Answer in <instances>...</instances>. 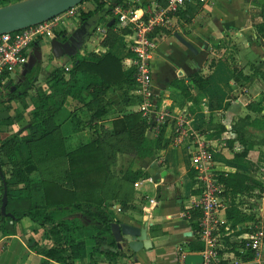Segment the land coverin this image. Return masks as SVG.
Returning a JSON list of instances; mask_svg holds the SVG:
<instances>
[{"label":"crops","instance_id":"1","mask_svg":"<svg viewBox=\"0 0 264 264\" xmlns=\"http://www.w3.org/2000/svg\"><path fill=\"white\" fill-rule=\"evenodd\" d=\"M141 1L147 3L149 0ZM255 1L214 0L211 5H200L187 13L174 15L170 27L164 28L168 32L157 37L150 57L153 73L149 88L155 106L169 110L170 117L185 116L190 128L208 143L212 166L219 174L221 171L239 172L263 185L262 191L256 188L251 191L237 190L234 194L243 197L238 202L236 197L234 201L227 197L230 187L223 184L224 205L218 210V217L223 221L218 228V235L226 246L223 255L229 251L227 245H237L249 223L256 221L264 228V128L250 123L253 117L264 114V110L256 112L245 107L248 100L257 101L261 98L264 81L256 76L247 81H235L229 65L224 61L226 59L229 63L241 66L243 73L249 71V63L257 69L264 68V36H258L254 28L259 16L258 0ZM88 8H92V5L82 9ZM112 18L111 11L93 26L88 23L82 27V24H78L79 20L73 21L70 27L54 29L48 39L41 40L42 37H38L31 44L26 63L12 70L0 86V138L10 133L21 138L27 136L31 107L42 94L46 96V101H52L46 87L47 74L55 66L65 67L69 55L110 51L120 59L123 67L129 65L126 54L127 35L118 33L110 46L102 43L106 25L112 22ZM102 26L103 32L98 29ZM173 31L189 41L197 52L191 53L172 35ZM233 34L243 37V46L262 56V59L257 61L244 54L238 55V44L234 42ZM56 38L63 43V51L57 54L51 49V42ZM186 57L192 58L196 66L190 67L185 63ZM194 72L206 75L203 87L198 88L192 81L190 75ZM27 82L31 84L26 88V93L15 95L16 89L19 90L21 84ZM132 86L133 80L110 85L105 92L109 101L106 112L91 120L82 104L85 100L84 91L66 96L62 105L66 103L67 109L61 113V105L53 114L52 121L59 124L72 114L71 122L78 129L65 135L54 132L47 147L32 149L31 158L35 167L26 173L25 182L17 181L9 174L10 162L4 155H0L4 161L1 168L5 170L6 187L11 192L5 207L15 213L26 209L31 198L16 195V190L27 185L30 194L36 193L41 188V179L70 187L66 153L86 142L95 133L94 129L99 132V136L106 135L102 145L108 152V143L113 137L110 134L111 119L137 110V98ZM10 93L12 97H8ZM57 114L60 116L57 117ZM172 123V118L162 123L164 130L158 148L155 146L157 133L151 127L146 128L142 146L150 148L151 154L132 156L115 151L107 160L108 170L101 190L104 195L103 204L115 220L134 224L147 221V233L152 243L147 250L124 252L115 264H177L183 254L193 252L188 250L186 242L196 238V223L193 216H190L194 212L196 199V193L192 192L195 188L194 180L192 174H189L191 169L186 150L171 143ZM238 129L247 131L244 133L247 142L254 141L241 161L232 158L233 152L242 149V144L236 138ZM14 152L23 159L28 157L22 142ZM149 198H153V204L148 201ZM60 214L54 211L53 217ZM79 222L77 220L78 225ZM91 233V228L78 226L75 234L80 246L73 250L72 256L76 262L79 252L86 259ZM50 244L45 227L26 215L14 221H0V261L12 257L11 263L59 264L48 260L40 252ZM120 249L124 251L123 247ZM99 259L98 264H109L101 260V256ZM252 264H264V242L257 260Z\"/></svg>","mask_w":264,"mask_h":264},{"label":"trees","instance_id":"2","mask_svg":"<svg viewBox=\"0 0 264 264\" xmlns=\"http://www.w3.org/2000/svg\"><path fill=\"white\" fill-rule=\"evenodd\" d=\"M13 0H0V4ZM256 3L255 0H251ZM92 8L82 9L76 5L75 14L78 17L82 27L96 24L101 17L109 14L114 4L126 5V0H113L105 3L104 0H91ZM259 6L258 21L255 22L254 28L258 36H264V0H258ZM113 21L106 25V33L102 38V43L110 46L115 41L118 33H123L126 29H115L112 27ZM168 32L167 29L160 28L156 30L158 36ZM235 81H247L252 76L259 77L264 81V68L257 69L252 63H249L247 73L242 72V67L236 63H229ZM212 61H210L211 63ZM192 81L198 88L206 83V75H200L194 72L190 75ZM133 80V67L128 65L123 67L120 59L110 51L102 53H88L80 55L71 54L65 67L55 66L46 76V87L52 98L51 102L46 101V96L42 94L36 104L30 109V116L27 124V136L21 138L15 133H10L0 138V155L10 162L9 174L14 176L17 181H26V173L34 169L32 149L47 147L50 143L52 133L60 132L62 135L78 129L75 123L71 122L72 114L59 124L52 121L53 114L60 108L66 96L81 91L85 92L83 106L86 108L89 119L102 116L106 110L109 101L105 97L106 89L110 85H119L122 82ZM5 80H0L2 87ZM30 82L21 84L19 90L14 93L25 94L26 88ZM47 92V93H48ZM45 93V94H47ZM8 95V97H12ZM14 95V96H15ZM245 107L251 111L260 112L264 110V91L261 98L257 101L248 100ZM247 117V115H245ZM252 125L264 128V114L259 117H253L250 121ZM149 122L141 115L139 110L130 111L111 119L112 140L108 143V152L103 148L102 141L106 135L99 136V132L94 129V134L80 146L66 153L67 167L71 181L70 187H63L58 183L41 179V188L36 193L30 194L27 185L22 189L16 190V195H22L31 198V203L26 209L15 213L5 207V211L11 215L1 214L0 221L5 219L17 220L20 216L26 215L35 223L44 226L50 237V246L41 249V254L48 260H53L59 264H98L99 256L101 260L115 264L119 256L125 251L118 249L112 251L109 249H99L104 243L115 246L109 232V223L112 216L109 214L107 207L103 204L104 195L102 194V185L107 174V160L115 151L124 152L129 155L145 156L152 153L148 147L142 146V140ZM164 125L160 124L156 135L155 146H161L160 139ZM244 129H238L236 138L242 144V149L233 152L232 158L241 161L246 155L252 142H247L244 138ZM22 142L27 149L28 157L21 158L14 151L18 150V145ZM164 144V143H163ZM15 149V150H14ZM32 152V155H31ZM108 153V154H107ZM4 161L0 160V170L3 178L5 170L1 168ZM189 174H192L190 171ZM134 178V174L131 175ZM219 179L224 185L230 187V195L237 190L251 191L253 188L259 191L263 190L261 182L251 178L249 175L239 172L221 171ZM5 184L7 182L4 178ZM197 193L198 188L192 189ZM2 193V183L0 179V197ZM11 196V192L6 187V199ZM59 211L58 217H53V212ZM190 216H193L191 214ZM251 218V216H249ZM79 225L89 227L93 233L89 235L90 246L86 252L84 260L82 253L79 252L77 262L73 260V250L80 246L76 236V230ZM188 250L196 251L202 248V242L194 238L186 242ZM251 252L247 251L242 258H247Z\"/></svg>","mask_w":264,"mask_h":264},{"label":"built area","instance_id":"3","mask_svg":"<svg viewBox=\"0 0 264 264\" xmlns=\"http://www.w3.org/2000/svg\"><path fill=\"white\" fill-rule=\"evenodd\" d=\"M213 1L149 0L143 3L141 0H126L125 6L113 5L112 21L115 29H126L123 33L128 37L126 54L129 65L133 67L132 87L137 98V110L155 133L160 124L172 118L171 143L186 150L194 187L198 188L193 205L196 239L202 242V248L193 251L201 255V262L198 264H252L257 260L264 242L263 226L256 221L249 223L237 245H227L229 251L223 255L226 246L224 247L225 244L218 235V228L223 222L218 217V210L224 205V185L212 166L208 143L190 128L184 115L170 117L169 110L156 107L149 88L153 73L150 66L151 51L158 37L156 30L170 27L174 15L187 13L200 5H211ZM75 11L76 5L33 25L0 33V80L26 63L30 46L38 37L53 35L59 15L68 17L74 15ZM98 29L103 32L104 26ZM148 201L153 204V198ZM247 251L251 255L242 258ZM183 255L177 264H183ZM221 260L224 262L221 263Z\"/></svg>","mask_w":264,"mask_h":264},{"label":"water","instance_id":"4","mask_svg":"<svg viewBox=\"0 0 264 264\" xmlns=\"http://www.w3.org/2000/svg\"><path fill=\"white\" fill-rule=\"evenodd\" d=\"M82 0H13L0 4V33L10 32L48 18L54 17L67 8L77 5ZM172 35L181 42L191 53L195 54L197 49L177 31ZM62 41L59 38L51 42L52 52L55 54L63 51ZM57 50V51H56ZM184 62L190 67H195L192 58L186 57ZM146 141V139L144 140ZM0 179L2 183V193L0 197V213L11 215L5 211L6 204V184L0 170ZM147 221L139 224L130 223L121 220H112L109 223V232L115 246L107 243L99 246V249H109L117 251L121 247L125 252H137L147 250L152 246L151 237L147 233ZM183 264H198L201 262V255L197 252H187L182 257Z\"/></svg>","mask_w":264,"mask_h":264},{"label":"rangeland","instance_id":"5","mask_svg":"<svg viewBox=\"0 0 264 264\" xmlns=\"http://www.w3.org/2000/svg\"><path fill=\"white\" fill-rule=\"evenodd\" d=\"M106 1H109V0H105L104 2H106ZM111 1V0H110ZM92 5V2H91V0H82L80 3H79V5H78V7H82V8H86V7H88V6H91ZM100 19H102V17L100 18ZM77 22L78 21V17L76 16V15H72V16H68V17H66V16H61L58 20H57V24H56V26L54 27V29H59V28H67V27H70L71 26V23L72 22ZM79 22V21H78ZM78 24H80V23H78ZM243 37H241L240 35H236V34H233V40H234V42H237V44H238V55L239 54H244V55H247L250 59H256L257 61L259 60V59H262V56H259V55H257V54H255V53H253L252 51H250L247 47H245V46H243V44H242V41H243V39H242ZM44 39H48L46 36H43L42 38H41V40H44ZM86 44L89 46L90 44L88 43V42H86ZM264 55V54H263ZM241 56V55H240ZM5 92V91H4ZM67 109V105H66V103L65 104H63L62 105V109H61V113L64 111V109ZM60 113V112H59ZM60 116V114H57V117H59ZM184 148V147H183ZM1 160V159H0ZM227 197H229V199L231 200V201H234L233 200V198L234 197H236L237 198V200H238V202H240L242 199H243V197H242V195H238V196H236L235 194H233V195H230V194H228L227 193ZM226 199H228V198H226ZM230 200H228V201H230ZM156 242H154V244H155ZM8 250H10L9 248H7ZM6 253H8V251H6ZM9 254V253H8ZM11 256H13L12 254H11ZM17 257V256H16ZM4 260V259H3ZM12 257H8V258H6L4 261H0V263H6V262H9V263H7V264H20V262H15L14 261V263H11L12 262ZM15 260V259H14Z\"/></svg>","mask_w":264,"mask_h":264}]
</instances>
